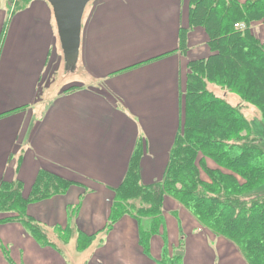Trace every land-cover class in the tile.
<instances>
[{
  "label": "crops",
  "instance_id": "crops-1",
  "mask_svg": "<svg viewBox=\"0 0 264 264\" xmlns=\"http://www.w3.org/2000/svg\"><path fill=\"white\" fill-rule=\"evenodd\" d=\"M10 1L8 15V0H0V187L21 181L28 196L42 172L72 185L25 211L45 229L48 245L18 221L0 223V264L174 263L169 248L183 251L179 231L185 264H247L226 239L196 233L200 224L172 197L165 198L162 226L147 250L140 232L152 227L150 219L126 215L106 230L138 148L141 183L164 178L180 130L188 63L211 54L206 30L190 29L191 0H95L72 73L80 84L46 99L43 90L66 68L53 9L45 0ZM182 29H190L185 51ZM81 236L93 237L83 251ZM71 244L76 261L68 259Z\"/></svg>",
  "mask_w": 264,
  "mask_h": 264
},
{
  "label": "trees",
  "instance_id": "trees-1",
  "mask_svg": "<svg viewBox=\"0 0 264 264\" xmlns=\"http://www.w3.org/2000/svg\"><path fill=\"white\" fill-rule=\"evenodd\" d=\"M189 14L190 29L206 30L211 54L188 63L183 115L170 163L161 181L143 185L142 149L136 150L116 190L106 230L126 215L150 219L152 227L140 232L147 250L162 226L165 198L172 197L203 227L234 244L247 264H264V145L254 135L243 105L227 100L228 94H235L255 105L264 118V42L253 30L264 22V0H191ZM190 29L181 30L180 50H186ZM210 84L224 95L210 91ZM71 185L42 172L26 196L21 181L2 182L0 223L18 221L48 245L45 229L25 211ZM92 240L81 236L78 250L87 249Z\"/></svg>",
  "mask_w": 264,
  "mask_h": 264
},
{
  "label": "rangeland",
  "instance_id": "rangeland-1",
  "mask_svg": "<svg viewBox=\"0 0 264 264\" xmlns=\"http://www.w3.org/2000/svg\"><path fill=\"white\" fill-rule=\"evenodd\" d=\"M95 1V0H94ZM91 2L86 10H85V14H84V19H83V25H84V21L85 19L87 18V15L89 14V11L91 10V7L93 6V4L95 2ZM100 0H97L96 2H98ZM9 2L11 3L10 0H8L7 4H6V9H5V12L10 15V11H11V7L9 5ZM46 4H49L50 3L48 1H46ZM48 5V6H49ZM51 6V5H50ZM18 13H16L17 15ZM53 22H55V17L53 18ZM8 24V23H7ZM10 25H11V20L8 24V27H7V32L9 31L10 29ZM261 25H264L263 24H256L253 28L254 30V33L261 39V41L264 42V29L263 31L259 28V26ZM203 30V29H202ZM60 44V43H59ZM61 46V44H60ZM60 50V49H59ZM59 71H57L55 74H54V80H53V84L52 86H48L47 88H49V91L48 93L46 94V87L45 89L43 90V95H44V98H48L49 96H52V95H55L57 92H62V90L66 89V88H70L71 86L73 85H70L68 86L67 84H71V82H73V78H74V75L72 74L73 72L71 71H67L65 66L62 65L59 67ZM74 85H79L80 82H73ZM209 89L210 91L212 92H215L216 94H218L219 96H223V90L222 89H218V87L214 86L213 84H210L209 85ZM227 100L233 104V105H238V104H241L243 105V113L245 115V117L247 118V120L250 122V124L252 125L253 127V132H254V135L257 136L260 140H261V143L264 145V118L262 116V113L261 111L255 106V105H252V104H249V103H246L244 101H242V99L235 95V94H228L227 95ZM188 211V210H187ZM191 214V213H190ZM192 215V214H191ZM173 216V215H172ZM193 216V215H192ZM194 217V216H193ZM195 218V217H194ZM196 219V218H195ZM147 222H150V221H147ZM198 222V221H197ZM179 224V223H178ZM198 224H200L198 222ZM198 228L200 229L199 232H196L198 234H202V235H205L206 233L208 234H211V235H214L216 238H221V237H217L212 231H210L209 229L203 227L201 224L198 225ZM191 229V233L194 231L193 228H189ZM182 231L184 232V229H182ZM187 237H188V233L184 232ZM206 236V235H205ZM70 236H66V239H64L63 237V241H66L69 239ZM55 238V237H54ZM62 240V239H61ZM184 240L181 239V233L179 231V240H178V247L183 250V251H176L173 249V247L169 248V251L171 254H175V258L177 260H175V262H171V261H168L165 257L164 259H166V261L164 262H160L161 264H185V252H184ZM59 246H62L61 243H59ZM236 247V246H235ZM217 248V243H216V240L214 241V252H215V249ZM237 248V247H236ZM68 249V252H67V255H68V259L69 260H72V261H76L80 258V255L79 253L76 251L75 249V245L74 244H71L69 247H67ZM178 252H183L184 254L183 255H179ZM239 252V251H238ZM177 255V256H176ZM178 255H179V258H178Z\"/></svg>",
  "mask_w": 264,
  "mask_h": 264
},
{
  "label": "water",
  "instance_id": "water-1",
  "mask_svg": "<svg viewBox=\"0 0 264 264\" xmlns=\"http://www.w3.org/2000/svg\"><path fill=\"white\" fill-rule=\"evenodd\" d=\"M50 3L57 24L58 36L64 53L66 70L77 68L82 43L83 17L94 0H46ZM183 255V252H178Z\"/></svg>",
  "mask_w": 264,
  "mask_h": 264
}]
</instances>
